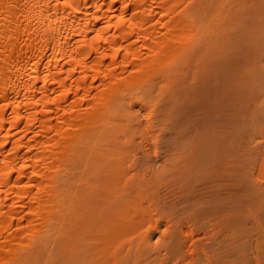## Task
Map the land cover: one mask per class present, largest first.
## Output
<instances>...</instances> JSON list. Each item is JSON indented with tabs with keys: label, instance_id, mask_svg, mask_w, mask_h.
I'll list each match as a JSON object with an SVG mask.
<instances>
[{
	"label": "bare ground",
	"instance_id": "obj_1",
	"mask_svg": "<svg viewBox=\"0 0 264 264\" xmlns=\"http://www.w3.org/2000/svg\"><path fill=\"white\" fill-rule=\"evenodd\" d=\"M263 8L0 0V264H264ZM206 84L219 143L127 177L125 118L151 155Z\"/></svg>",
	"mask_w": 264,
	"mask_h": 264
},
{
	"label": "rangeland",
	"instance_id": "obj_2",
	"mask_svg": "<svg viewBox=\"0 0 264 264\" xmlns=\"http://www.w3.org/2000/svg\"><path fill=\"white\" fill-rule=\"evenodd\" d=\"M260 57H262V55ZM213 90V84H206V86L203 87L202 90L197 92V95L193 100L194 102L192 101V103L185 104L184 107H179L175 109L172 113L166 115L165 112H161L163 114L161 118L158 119V121H160V123L162 122L161 124H163L161 125L158 122V128L160 131L158 134L161 138H159L157 144L154 145L151 155L145 152L142 147L141 129L137 127L138 125H136V121L128 119V117L125 118V124L127 125L126 135L123 139H118L116 140V142H114V149L122 150V152H125L123 158L121 159V162L122 169L124 172H126L127 177L137 178L138 176L142 177L144 176V174L148 173L156 174V172L157 176H160L164 169V166L168 164V166L165 167H169V163H166L167 161L170 162V165L175 164L174 166L176 168V163L181 160V158L176 159V157L179 155V153H182V156H185L184 154L188 149H186V146L189 147L188 145L195 143L198 147H204L209 144L208 141L211 145H214L215 142L216 144L217 142L219 143V139L215 135L216 133H219V130L217 128V130H214L216 132H214V135L212 134L213 136L210 134L212 137V139L210 138V140L207 139L208 133H203V130L200 129V125L204 123L203 121L208 118V116L215 115V109L212 107V104L214 102L212 98L213 96L210 95ZM166 116H168L170 120H168ZM166 120L168 121L166 122ZM197 128H199L201 132H199ZM196 132H198L197 134L200 135H197ZM206 134V141L201 140V138L203 139L206 137ZM195 136L196 138H194ZM182 150H184V152ZM169 151H172V153H170ZM173 159L175 160V163L173 162ZM162 161H164L165 164ZM166 168L165 172L167 171L168 173V170H166ZM168 169L170 171L171 166ZM176 169L179 168L177 167ZM174 170L175 169H173L172 166L170 174ZM170 174L165 173V175H163L162 173L161 178L163 179L165 178L164 176H169ZM157 225H159V228H157ZM165 229L166 226L164 225V223L157 224L154 222L151 225H146L143 228L144 231L149 232L148 234L154 236L153 242L158 239L160 231H164Z\"/></svg>",
	"mask_w": 264,
	"mask_h": 264
}]
</instances>
